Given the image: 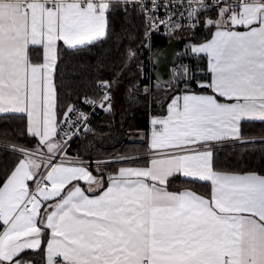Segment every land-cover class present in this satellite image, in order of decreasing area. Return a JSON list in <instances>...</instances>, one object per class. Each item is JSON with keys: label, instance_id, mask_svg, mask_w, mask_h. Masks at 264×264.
<instances>
[{"label": "snow or ice", "instance_id": "obj_1", "mask_svg": "<svg viewBox=\"0 0 264 264\" xmlns=\"http://www.w3.org/2000/svg\"><path fill=\"white\" fill-rule=\"evenodd\" d=\"M150 2L144 10L163 6L179 20L217 28L191 48L208 57L211 80L200 87L210 94L185 89L170 97L167 115L151 120L152 158L105 181L90 167L111 162L68 158L89 117L75 102L58 117L55 74L59 42L76 49L104 38L115 5L0 0V113L25 114L24 133L36 141L13 146L17 160L0 179V264H36L30 253L41 264H264V175L217 170L212 151L213 142L240 140L244 122L264 123V0ZM209 11L219 19L201 21ZM97 87L110 110L111 82ZM79 103L97 107L87 96ZM177 175L210 182V193L170 191Z\"/></svg>", "mask_w": 264, "mask_h": 264}, {"label": "trees", "instance_id": "obj_2", "mask_svg": "<svg viewBox=\"0 0 264 264\" xmlns=\"http://www.w3.org/2000/svg\"><path fill=\"white\" fill-rule=\"evenodd\" d=\"M216 20L215 12H206L200 17ZM200 28L188 31L191 44H200L211 36L210 28L200 23ZM146 36V23L143 13L136 5L125 9L113 7L108 17V30L104 39L85 47L70 49L60 44L58 48L55 83L58 88L60 111L66 105L77 103L85 96L97 100L100 97L99 81L116 80L113 88V102L110 110L91 119L93 132L79 137L68 149V156L78 159H102L114 155L143 153L148 147L150 116H164L170 97L180 94L173 84H155L151 92L144 86L139 90L133 87L141 81L140 64L146 50H141L134 59L129 58V50L137 51ZM171 39L155 38L152 43L154 54L163 50ZM34 59H41V53H34ZM132 59V60H131ZM131 60V62H129ZM210 74L204 83H208ZM196 93H210L201 87H190ZM26 117L17 115L0 116V142L23 148L35 147L36 141L25 135ZM144 134L142 142L127 139ZM264 137V123L244 122L242 138ZM17 160L13 152L0 148V179L11 169ZM214 166L217 170L234 173L255 172L264 175V142L232 143L214 150ZM148 160L104 167L108 172L126 165H145ZM169 190L180 192L192 190L208 195L210 184L185 180L180 176L170 179ZM1 229V228H0ZM29 256L41 264V257ZM26 259L29 257H25Z\"/></svg>", "mask_w": 264, "mask_h": 264}, {"label": "built area", "instance_id": "obj_3", "mask_svg": "<svg viewBox=\"0 0 264 264\" xmlns=\"http://www.w3.org/2000/svg\"><path fill=\"white\" fill-rule=\"evenodd\" d=\"M113 5H120L121 8L125 9L130 5H136L141 12L143 13L145 23H146V36L136 51V55L141 50H146L144 59L140 64V74H141V81L137 83L133 89L139 90L141 86L145 87L147 92H151L152 88L155 84H158L155 79V67L152 62V58L154 56V50L152 47L153 40L155 38H163V39H178L180 40V46L178 50V61L172 67V75H173V82L172 84L176 86L181 92L183 90L188 89L190 87H200L201 83H204L207 79L208 75V57L207 55L202 54H195L191 52V48L194 47L193 44L189 42V37L185 34L188 31H195L199 29L200 21H197L195 24L193 23L192 19H184L179 20V11L176 12L175 16L171 9L166 7H160L158 11H146L141 6L144 3L148 4V8L152 9L153 4L150 0H135V2H124L123 0H111ZM157 2L161 5H168L169 0H157ZM206 4H213L215 0H204ZM195 6V5H194ZM186 11V9L184 10ZM158 17L160 20H163V24H159L153 19V16ZM174 19L182 25V27L173 26V21L169 20V17H173ZM201 20V19H200ZM155 24L156 26L153 27L152 25ZM116 80L111 82L110 88V95H111V104L113 102V88L115 85ZM100 97L95 101L97 107L93 110L91 107L82 105L79 107L81 111L86 113L89 117V121L87 122V130L84 129V122H81V130L77 132V137L74 138L70 142V146L81 136L91 134L93 132V128L91 126V119L95 116L101 115L104 112H107L109 109L107 107L106 102L103 100V96L105 94V90L99 89ZM90 99V98H89ZM103 104L104 107H100ZM72 119H76V116L73 115ZM245 141L249 142H262L264 141V137H252L248 138L242 143H246ZM13 146L9 143L0 142V148L6 151L12 152ZM19 147V146H16ZM70 148V147H69ZM154 155L153 152L150 150H146L143 153L138 154H124V155H114L107 158L102 159H78L74 157L68 156L69 159L75 160H83L85 162L92 161L95 162L97 160L111 162L110 165H118V164H128L140 160H150ZM90 168H97L95 163L91 164Z\"/></svg>", "mask_w": 264, "mask_h": 264}, {"label": "water", "instance_id": "obj_4", "mask_svg": "<svg viewBox=\"0 0 264 264\" xmlns=\"http://www.w3.org/2000/svg\"><path fill=\"white\" fill-rule=\"evenodd\" d=\"M180 40L173 39L169 42L167 47L154 54L152 58L155 67V79L159 85L170 86L173 82L172 67L178 61V50ZM144 134H139L137 137L131 136L127 141L142 142Z\"/></svg>", "mask_w": 264, "mask_h": 264}, {"label": "crops", "instance_id": "obj_5", "mask_svg": "<svg viewBox=\"0 0 264 264\" xmlns=\"http://www.w3.org/2000/svg\"><path fill=\"white\" fill-rule=\"evenodd\" d=\"M124 2H129V3H131V2H133V0H123ZM208 19V18H207ZM206 19V20H207ZM217 19H219V17L217 18ZM205 27L206 28H210V31H211V36H210V38L207 40V41H205V42H209L213 37H214V34H215V32L217 31V28L216 27H211V26H209V25H207L206 23H205ZM239 30H243V29H239ZM105 38V37H104ZM104 38H101L100 40H102V39H104ZM100 40H97V41H100ZM97 41H94L93 43H95V42H97ZM205 42H203V43H205ZM93 43H91V44H93ZM60 44H62V45H64L63 44V42H59V45ZM202 43H200V44H195L196 46H199V45H201ZM87 45H90V44H86V45H82V46H78V48L79 47H85V46H87ZM194 45V44H193ZM65 47H67L66 45H64ZM195 47V46H194ZM59 48V47H58ZM68 48V47H67ZM70 49H72V48H70ZM202 55H203V53H201ZM42 55V54H41ZM204 55H206V54H204ZM208 70H209V65H208ZM209 74H210V78H209V81L211 80V73L209 72ZM208 81V82H209ZM196 93V92H195ZM198 94H200V93H198ZM205 94H207V93H205ZM208 94H210V93H208ZM221 99V101L223 102V100H224V98H220ZM6 115H17V116H24V117H26V115L25 114H22V113H0V116H6ZM167 115V109H166V114L164 115V116H166ZM164 116H156V117H154V116H150V126H149V137H148V147H147V150H149V143H150V133H151V120L153 119V118H162V117H164ZM27 119V118H26ZM257 123V122H256ZM244 140H246V138H241L240 140H234V139H229V140H225V141H222V142H213V147H212V151H213V153H214V150H216V149H218V148H221V147H224L225 145H228V144H232V143H242V141H244ZM143 166H145V165H126V166H121V167H143ZM120 168V167H119ZM118 169V168H117ZM90 171H92L93 172V175H99L100 174V172L102 171V173H103V178H104V180L105 181H107V178H108V176L110 175V174H112L113 172H108L104 167L102 168V169H97V168H90ZM177 176H180V177H182L181 175H177ZM183 179H185V180H188V179H186V178H184V177H182ZM191 181V180H190ZM195 182H201V183H206V184H210V186H211V183L210 182H206V181H195ZM80 183V186L83 188V189H87V187H88V185L85 183V182H83V181H80L79 182ZM184 191V190H183ZM192 191V190H191ZM198 194V193H197ZM0 230H2V228L0 229Z\"/></svg>", "mask_w": 264, "mask_h": 264}, {"label": "rangeland", "instance_id": "obj_6", "mask_svg": "<svg viewBox=\"0 0 264 264\" xmlns=\"http://www.w3.org/2000/svg\"><path fill=\"white\" fill-rule=\"evenodd\" d=\"M194 46H196V45H194ZM132 60V59H131ZM131 60L129 61V62H131ZM250 139V138H249Z\"/></svg>", "mask_w": 264, "mask_h": 264}]
</instances>
